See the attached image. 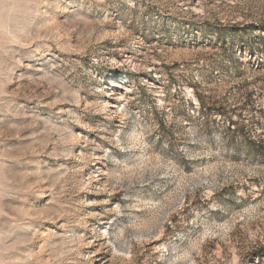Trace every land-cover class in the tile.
<instances>
[{"label": "rangeland", "instance_id": "obj_1", "mask_svg": "<svg viewBox=\"0 0 264 264\" xmlns=\"http://www.w3.org/2000/svg\"><path fill=\"white\" fill-rule=\"evenodd\" d=\"M0 264H264V0H0Z\"/></svg>", "mask_w": 264, "mask_h": 264}, {"label": "bare ground", "instance_id": "obj_2", "mask_svg": "<svg viewBox=\"0 0 264 264\" xmlns=\"http://www.w3.org/2000/svg\"><path fill=\"white\" fill-rule=\"evenodd\" d=\"M111 85L112 86L113 85L117 86L116 83H112ZM108 106L111 107V108H117V105L116 104H112V103H108Z\"/></svg>", "mask_w": 264, "mask_h": 264}]
</instances>
